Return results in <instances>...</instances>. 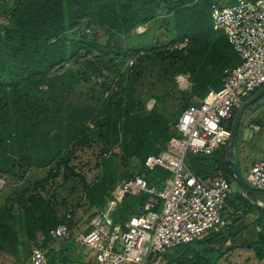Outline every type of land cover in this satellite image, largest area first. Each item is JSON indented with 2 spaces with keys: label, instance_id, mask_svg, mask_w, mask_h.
<instances>
[{
  "label": "trees",
  "instance_id": "trees-1",
  "mask_svg": "<svg viewBox=\"0 0 264 264\" xmlns=\"http://www.w3.org/2000/svg\"><path fill=\"white\" fill-rule=\"evenodd\" d=\"M209 4L210 0H14L11 7L1 6L7 29L5 33L0 29V173L11 172L16 165L20 171L31 166L44 168L52 163L58 171L61 165L69 168L66 156L61 154L62 145L92 141L101 153L111 152L108 158L101 156L102 175L87 188L88 195H97V202L93 200L98 205L95 213L104 207L110 195L105 191H113L118 184L114 179L108 182L107 176L120 150L122 163L133 155L138 157L139 168L135 171L149 183L158 184L165 179L168 171L159 167L148 171L144 167L146 156L159 155L174 134V124L170 126L167 117L155 109L145 110L134 97V83L144 55L136 58L125 86H120L118 76L102 83L107 94L102 97L100 110L90 105L64 106V93L58 84L63 76L51 72L82 50L88 53L95 50L99 55L94 60L98 61L108 56L135 57L138 49L116 48L111 41L116 36L128 38L140 25L148 28L163 11L166 17L163 21L174 33L170 45L183 43L184 46L167 47L158 55L163 59L166 53L180 62V73H188L194 82L191 94L203 98L208 86L220 88L221 83L219 86L217 83L223 68L239 63L224 34L212 29ZM93 24L103 27V43L87 40L86 30ZM75 31L78 37H66L67 32ZM113 59L108 61L111 63ZM101 64L107 67L105 62ZM105 107L110 109L98 118ZM156 141L163 143L161 149L155 147ZM223 149L208 156L188 154L185 165L200 178L218 171L226 176L229 171L222 163ZM44 183L45 180H40L35 186L44 190ZM21 195V192L15 194L17 198ZM146 198V195L126 196L113 215L114 221L122 222L130 215L141 213ZM29 201L42 213L43 224L39 228L47 240H51L49 231L57 225L67 224L71 228V218L56 219L42 198L31 197ZM28 212L25 225L32 236L36 221ZM12 220L9 206L0 207V251L4 243L16 247L18 242V230ZM188 245L172 249L170 261L177 259L175 254L187 250ZM261 245L255 251L259 259L264 256ZM47 253V263L53 264V254ZM195 257L204 263V258Z\"/></svg>",
  "mask_w": 264,
  "mask_h": 264
},
{
  "label": "built area",
  "instance_id": "built-area-1",
  "mask_svg": "<svg viewBox=\"0 0 264 264\" xmlns=\"http://www.w3.org/2000/svg\"><path fill=\"white\" fill-rule=\"evenodd\" d=\"M209 10L212 29L224 34L239 63L223 68L219 89L208 90L181 111L162 152L146 156V170L159 167L169 175L151 184L136 171L117 184L104 207L76 235L67 224L49 231L51 239H72L89 250L95 264H153L156 256L201 242L212 231L227 226L224 214L230 181L221 171L207 178L194 175L185 165V157L188 153L212 155L224 147L229 136L226 121L244 99L264 86V0H210ZM140 29L138 26L136 31ZM183 46L176 43L171 48ZM133 63L130 58L128 64ZM247 128L250 135L261 132L263 155L244 179L253 189L264 191V124L250 122ZM129 195L147 196L141 213L115 222L116 209ZM65 218L70 219L71 214ZM28 262L48 264L46 251L31 245Z\"/></svg>",
  "mask_w": 264,
  "mask_h": 264
},
{
  "label": "rangeland",
  "instance_id": "rangeland-1",
  "mask_svg": "<svg viewBox=\"0 0 264 264\" xmlns=\"http://www.w3.org/2000/svg\"><path fill=\"white\" fill-rule=\"evenodd\" d=\"M13 4L14 0H0V7H11ZM164 18H166L164 12L161 11L160 15L153 20L148 28L145 27V29L135 31L128 38L116 36L111 41V45L121 49L126 47L138 49V53L133 57L134 63L136 58L144 55L134 83V97L143 105L145 110L155 109L167 117L169 125L172 126L181 110L192 100L189 99V87H185L187 82L183 76H180L182 74L185 76L190 75L188 73H180V62L170 58L166 53H164L166 57L163 59L158 55L167 47H171L170 42L174 38L173 30L167 27L163 21ZM0 29H2V33H5L7 29L1 8ZM73 36L78 37V32L66 33L68 39ZM85 36L87 40L95 43H103L105 40L103 27L96 24L91 25L86 30ZM98 55L93 49H90L89 53L82 50L75 58L66 61L51 72L52 75L62 74L63 76L58 84L64 93V106L69 103L79 108L90 105L100 110L102 97L107 94L102 87L103 82L110 80L112 76H118L121 82L120 86H125L134 65V63L133 65L128 64L130 57L108 56L100 59L101 61H98V59H95V61L94 58H97ZM109 58L115 59L110 63L108 61ZM102 62H105L107 67L101 64ZM209 68L210 66L207 67V69ZM100 69L101 72L98 73ZM43 88H45V85H43ZM113 89L115 90V88ZM109 109L106 107L101 108L98 118H101ZM247 116L254 123L264 122V95L244 111L242 120ZM231 121L232 119L226 121V131L230 130ZM246 121L249 122L248 120ZM241 125L242 121L240 122V128ZM88 126H92L90 121H88ZM253 142L252 138L247 140V142L242 141L239 150L234 147L229 152L230 159L244 176L251 166L250 161L254 159L249 152L250 145ZM162 144V142L156 141L155 147L161 149ZM61 154L66 156L67 167L70 169L61 165L58 171L55 164L52 163L44 168L31 166L24 171H20L19 166L16 165V168L11 170V172L0 173V207L9 206L13 215L12 223L18 230V242H15L16 247H12L7 243H4L3 246V249L8 251V253H13L14 262L12 264H26L29 259L31 245L37 244L41 246L50 255L54 247L60 250L67 244L65 249L69 251L70 255L64 254L60 260L56 254L52 255L53 259L59 260L58 264H65L71 261V254L74 256L73 247L77 246L69 239H66V243L64 239L47 240L45 234L39 228L43 224L42 213L31 205L29 201L31 197L42 198L44 203H48L59 221L64 219L65 214L70 213L73 236L88 226L98 209L97 203H94L97 202L96 193L88 195L87 188L102 175L101 156L108 158L111 152L108 150L106 154L101 153L94 142L86 140L81 143L71 141L66 145H62ZM122 154L120 150L118 156L113 160V164L109 169L110 174L107 176L108 182L114 179L119 183L121 180L133 175L136 172L135 170L139 168L140 160L138 157L133 155L128 159V162L122 163ZM188 154L186 157L189 156ZM226 176L230 181L231 193L235 194L237 192V183L233 180L230 173L226 174ZM40 180H45L44 190L35 186V183ZM16 192H21L22 195L17 198L15 196ZM105 192L108 194L111 190L107 189ZM257 193L264 199V191H258ZM236 205L238 206L239 204ZM27 212L36 221V229L33 231L32 236L26 231L25 213ZM226 228L227 226L224 229ZM217 231H212L210 234L213 235ZM188 247L191 250H188V248L175 254L177 259L174 261H170V255L174 253V250H171L167 254L165 253L164 257L156 256L152 263L201 264L195 257L197 255L205 259L203 264H213L219 252L214 250L208 241L191 243ZM70 248L71 250H69Z\"/></svg>",
  "mask_w": 264,
  "mask_h": 264
},
{
  "label": "crops",
  "instance_id": "crops-1",
  "mask_svg": "<svg viewBox=\"0 0 264 264\" xmlns=\"http://www.w3.org/2000/svg\"><path fill=\"white\" fill-rule=\"evenodd\" d=\"M140 26L144 29L146 27V25ZM180 76H183L187 82L185 87H189L190 100L198 102L202 96L191 94V87L194 83L193 80L190 76H185L183 74ZM217 85H220V81H218ZM207 88L210 90L215 87L208 86ZM248 116L243 120L241 118L242 125L234 147H237L236 149L239 150L242 141L247 142V140L252 138V141L254 140V142L249 148V152L251 153L250 156H253L254 158L250 161V164L252 165L254 162L261 159L263 155V136L261 132L250 135V130L247 128V125L250 122L254 123V121L249 120ZM254 124L263 125L264 122ZM233 154L235 153L233 152ZM242 176L244 178L243 174ZM232 178L235 181L233 176ZM236 191L235 194L230 193L227 200V210L224 214V217L227 218V228L224 229V227L219 229L215 234H210L207 240H205L211 243L214 250L219 251L213 264H258L264 257L263 256L259 259L255 253L259 245L262 244L261 247L264 248V199L257 193L258 191L263 190L253 188L251 190L245 188L240 190L237 184ZM236 204L239 205L237 206ZM69 240L71 241L72 239ZM64 241L66 243V239H64ZM75 244L77 246L73 247L72 252L74 253V256L71 254V263L66 262L65 264H95L92 253L83 246L77 243ZM66 247L67 244L63 246V249L60 248V250H58L59 248L54 247L52 254H56L57 258L60 260L64 254L70 255L69 251L65 249ZM2 250V252H0V264H12L14 262V258H12L13 253H8L5 249ZM69 250H71V248ZM55 259H53V264H58L59 260L56 259L55 261ZM28 261L26 264H29Z\"/></svg>",
  "mask_w": 264,
  "mask_h": 264
},
{
  "label": "water",
  "instance_id": "water-1",
  "mask_svg": "<svg viewBox=\"0 0 264 264\" xmlns=\"http://www.w3.org/2000/svg\"><path fill=\"white\" fill-rule=\"evenodd\" d=\"M263 95H264V86L260 87L255 92H253L251 95H249L235 109L233 116H232L231 126L229 130L228 142L224 146V149L222 152V158H221L222 163L228 169L229 173L234 177L240 190H242L243 188L247 190H251L252 187L245 181L240 170L236 167L234 162L230 159L229 152L232 150V148L235 146L237 142L238 134L240 130V122H241V118H242L244 111L250 105L255 103ZM258 264H264V257L259 261Z\"/></svg>",
  "mask_w": 264,
  "mask_h": 264
}]
</instances>
